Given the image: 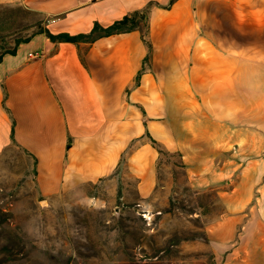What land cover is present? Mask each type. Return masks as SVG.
I'll return each mask as SVG.
<instances>
[{
  "label": "crops",
  "instance_id": "0c3cea01",
  "mask_svg": "<svg viewBox=\"0 0 264 264\" xmlns=\"http://www.w3.org/2000/svg\"><path fill=\"white\" fill-rule=\"evenodd\" d=\"M152 2L138 30L92 43L36 33L0 61V155L34 162L42 199L110 175L123 156L147 196L158 152L214 188L206 227L221 264H264V0H0L51 33H87ZM148 59L145 61V57Z\"/></svg>",
  "mask_w": 264,
  "mask_h": 264
},
{
  "label": "rangeland",
  "instance_id": "374dc122",
  "mask_svg": "<svg viewBox=\"0 0 264 264\" xmlns=\"http://www.w3.org/2000/svg\"><path fill=\"white\" fill-rule=\"evenodd\" d=\"M42 18L0 5V53ZM43 24V23H42ZM125 157L108 176L42 199L34 162L15 146L0 155V264H221L206 227L221 212L214 188H192L179 154L155 162L147 196Z\"/></svg>",
  "mask_w": 264,
  "mask_h": 264
},
{
  "label": "trees",
  "instance_id": "16d2710c",
  "mask_svg": "<svg viewBox=\"0 0 264 264\" xmlns=\"http://www.w3.org/2000/svg\"><path fill=\"white\" fill-rule=\"evenodd\" d=\"M174 0H169V3L165 6L168 8L170 4ZM153 5L152 2H148L145 7L132 11L124 15L122 18L114 20L107 26H102L99 23L95 22L91 28V30L87 33H79V34H68V33H51L46 27L42 25V22L39 21L36 26L37 30L34 31L30 36L24 38H15V42L12 47L4 50L0 53V61L4 54H14L17 46L20 43L26 42L29 37L33 36L36 33L44 34L47 38H49L52 42H69V43H79V42H86L92 43L95 40L101 37H107L115 34L127 33L134 30H138L141 34V39L147 45V48L151 49V44L147 40V33H148V13ZM148 59V56L145 57V61ZM150 144L153 148L156 149L158 154L165 152L159 144L151 137H149ZM35 172V171H34Z\"/></svg>",
  "mask_w": 264,
  "mask_h": 264
}]
</instances>
